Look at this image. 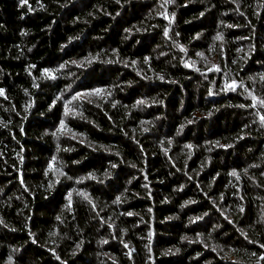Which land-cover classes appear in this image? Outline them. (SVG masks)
I'll use <instances>...</instances> for the list:
<instances>
[{
	"label": "trees",
	"instance_id": "obj_1",
	"mask_svg": "<svg viewBox=\"0 0 264 264\" xmlns=\"http://www.w3.org/2000/svg\"><path fill=\"white\" fill-rule=\"evenodd\" d=\"M262 117L264 0H0V264H264Z\"/></svg>",
	"mask_w": 264,
	"mask_h": 264
},
{
	"label": "rangeland",
	"instance_id": "obj_2",
	"mask_svg": "<svg viewBox=\"0 0 264 264\" xmlns=\"http://www.w3.org/2000/svg\"><path fill=\"white\" fill-rule=\"evenodd\" d=\"M94 93L93 94H89V93H82V94H80V98L81 99H86V98H88V99H92L93 97H94ZM64 135H67V136H69V135H71V134H69V133H67V132H62Z\"/></svg>",
	"mask_w": 264,
	"mask_h": 264
},
{
	"label": "snow or ice",
	"instance_id": "obj_3",
	"mask_svg": "<svg viewBox=\"0 0 264 264\" xmlns=\"http://www.w3.org/2000/svg\"><path fill=\"white\" fill-rule=\"evenodd\" d=\"M262 119H264V117H262Z\"/></svg>",
	"mask_w": 264,
	"mask_h": 264
}]
</instances>
